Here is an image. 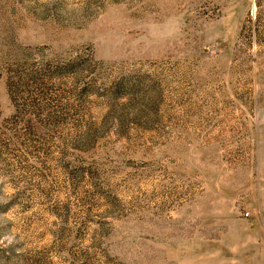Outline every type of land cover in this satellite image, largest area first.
<instances>
[{"label": "rangeland", "instance_id": "1", "mask_svg": "<svg viewBox=\"0 0 264 264\" xmlns=\"http://www.w3.org/2000/svg\"><path fill=\"white\" fill-rule=\"evenodd\" d=\"M0 264H264V0H0Z\"/></svg>", "mask_w": 264, "mask_h": 264}]
</instances>
